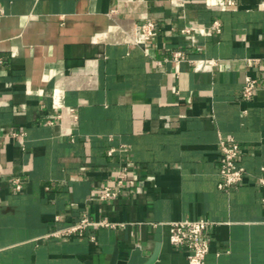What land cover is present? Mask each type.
Listing matches in <instances>:
<instances>
[{
    "label": "crops",
    "instance_id": "obj_1",
    "mask_svg": "<svg viewBox=\"0 0 264 264\" xmlns=\"http://www.w3.org/2000/svg\"><path fill=\"white\" fill-rule=\"evenodd\" d=\"M235 2L0 0V264H109L115 251L187 264L167 223L201 218L214 223L204 264H264V67L245 65L264 57V0ZM173 51L216 64L164 61ZM247 75L251 101L238 97ZM11 131L25 132L23 150ZM228 137L245 177L225 190ZM123 164L134 184L97 200ZM84 215L122 226L48 237Z\"/></svg>",
    "mask_w": 264,
    "mask_h": 264
},
{
    "label": "built area",
    "instance_id": "obj_2",
    "mask_svg": "<svg viewBox=\"0 0 264 264\" xmlns=\"http://www.w3.org/2000/svg\"><path fill=\"white\" fill-rule=\"evenodd\" d=\"M228 5L231 7L236 6L235 0H226ZM173 7L177 8L181 5L182 0H170ZM211 27L216 33L220 32V23L214 22ZM141 34L143 42L149 41L155 33L154 23L148 21L141 25ZM196 29L190 27H184L180 30L182 34L190 35L195 32ZM203 33V30H200ZM164 61H171L173 63L179 64L182 62H189L193 65L194 69H201L205 64L215 65L214 60H199L193 61L185 56L182 51H173L170 53V57ZM1 63V62H0ZM246 69L250 70L253 67H264V57L258 58H247L245 60ZM258 82L256 79L246 76L239 92V99L243 101H251L257 90ZM68 112L73 114V109H68ZM61 115H57L58 119H61ZM52 125V122H48ZM8 136L14 139L20 148L23 150L25 148V132L23 131H11ZM219 174L221 176V183L218 185L219 189H231L237 184L241 183L245 177V170L238 166L237 161L240 155V147L238 143L231 137L219 140ZM113 149L108 151V155H112ZM128 166L123 164L117 171L112 185H104L101 188L100 193L96 196V199L101 202H107L115 199L119 196L122 189L125 186H132L133 180L129 178ZM11 183L16 191H20L22 188V183L19 178L11 179ZM257 186L264 192V177H260L257 180ZM262 203H264V196L261 198ZM214 223L208 219L201 218L196 220H179L167 223L168 226V238L169 243L186 254L187 264H204L205 256L209 252V242L207 239V229ZM118 226H122L119 223L110 222L108 220H93L88 216H82L74 224L52 231L48 237L55 238L57 240H62L70 237H84L90 229H116ZM92 241L95 238L90 237Z\"/></svg>",
    "mask_w": 264,
    "mask_h": 264
},
{
    "label": "water",
    "instance_id": "obj_3",
    "mask_svg": "<svg viewBox=\"0 0 264 264\" xmlns=\"http://www.w3.org/2000/svg\"><path fill=\"white\" fill-rule=\"evenodd\" d=\"M152 262H153V259L148 264H151ZM85 264H91V263L86 262ZM109 264H126V263L123 261H119L117 259V252L115 251L111 256V260H110Z\"/></svg>",
    "mask_w": 264,
    "mask_h": 264
}]
</instances>
